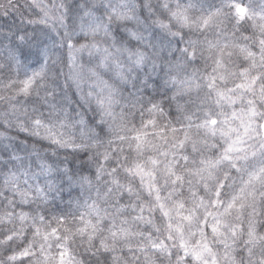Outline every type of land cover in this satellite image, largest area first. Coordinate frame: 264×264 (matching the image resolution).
Wrapping results in <instances>:
<instances>
[{"label":"snow or ice","instance_id":"6c2138e0","mask_svg":"<svg viewBox=\"0 0 264 264\" xmlns=\"http://www.w3.org/2000/svg\"><path fill=\"white\" fill-rule=\"evenodd\" d=\"M25 7L0 0L22 19L0 29V264H264V0ZM65 65L99 131L70 119ZM9 114L90 173L17 150Z\"/></svg>","mask_w":264,"mask_h":264},{"label":"clouds","instance_id":"9594fccd","mask_svg":"<svg viewBox=\"0 0 264 264\" xmlns=\"http://www.w3.org/2000/svg\"><path fill=\"white\" fill-rule=\"evenodd\" d=\"M151 2L153 4H156L158 3V0H151ZM66 76L67 74L65 75V79ZM60 80H61V75H57L55 78V83L60 86L59 95L61 97L70 98V103H68V101H65L66 103H68V107L70 108V119L79 120L82 117L86 121L88 127L96 128V130L99 131L100 128L98 125V120L100 117L96 105L94 103H92L91 105H85L81 103L79 97L76 95L75 92H73L70 82H69V87L67 89H64ZM52 82L53 81L50 80V83ZM85 92H87V88L85 89ZM0 95L8 96L11 95V92L0 90ZM8 111H9L8 103L5 101H0V113H4ZM34 115L36 114L32 113L31 110H29L28 115L20 116V122L25 127H29L30 126L29 121ZM46 115L47 113H45V116ZM9 118L13 122V127L11 128L10 134L20 138L14 141L17 150L25 154L30 153L33 151V145H35V150L39 152L40 157L42 159L47 160L49 163L58 165L61 169L68 168L71 172H80L83 174L90 173L91 169H90L89 157L93 155L92 150L85 149V150L72 151L70 149H62L58 145H54L48 140H44L42 138H37L24 134L15 127V117L9 114ZM0 130L3 129L0 128ZM65 131L68 132L70 130L65 129ZM71 131L74 132L75 143L89 142L81 139L79 135L78 125L74 130ZM20 141H26L27 142L26 146L24 144H21ZM46 141H48V143H46ZM33 159H35V157H33Z\"/></svg>","mask_w":264,"mask_h":264},{"label":"trees","instance_id":"16d2710c","mask_svg":"<svg viewBox=\"0 0 264 264\" xmlns=\"http://www.w3.org/2000/svg\"><path fill=\"white\" fill-rule=\"evenodd\" d=\"M47 2H50V0H47ZM245 3H247V0H244ZM31 0H18V6L20 9V12L23 14V17L27 18V19H34L36 18L35 13L38 12V9H29L25 7V4H30ZM24 23L26 24V20L24 21ZM22 25V19L21 16L13 11L10 12L8 16H3L0 15V29H3L5 32L8 29H16L17 27ZM32 26H28V30H31ZM34 39L36 40H44L45 38L42 36H36L34 37ZM81 43L87 42L86 39L84 37H80L79 38ZM66 51V50H65ZM83 63L87 64L88 62V57L87 54L85 53L84 56L82 57V61ZM69 69L68 67L65 65L63 67V75H61V84L63 85L66 82L65 79V75L68 73ZM5 76L3 73H0V80L4 79ZM85 89L87 88V85L84 86ZM73 92H75V87H72ZM117 111H119V108L116 109ZM138 122V120H137ZM17 139H20L19 137ZM46 143H48V141H46ZM70 151V150H69ZM21 155H23V153H21ZM73 195H75V192L73 193ZM65 199H67V194H65Z\"/></svg>","mask_w":264,"mask_h":264}]
</instances>
